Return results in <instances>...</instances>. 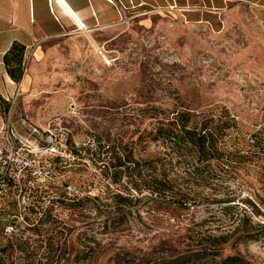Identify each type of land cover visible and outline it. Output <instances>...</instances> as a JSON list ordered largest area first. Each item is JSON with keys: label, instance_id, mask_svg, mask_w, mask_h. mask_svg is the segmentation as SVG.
<instances>
[{"label": "rangeland", "instance_id": "374dc122", "mask_svg": "<svg viewBox=\"0 0 264 264\" xmlns=\"http://www.w3.org/2000/svg\"><path fill=\"white\" fill-rule=\"evenodd\" d=\"M146 15L43 44L5 105L37 172L2 187L0 264H264V28ZM180 111L210 116L221 161L193 169L156 132ZM128 166L191 199L134 190Z\"/></svg>", "mask_w": 264, "mask_h": 264}, {"label": "crops", "instance_id": "0c3cea01", "mask_svg": "<svg viewBox=\"0 0 264 264\" xmlns=\"http://www.w3.org/2000/svg\"><path fill=\"white\" fill-rule=\"evenodd\" d=\"M128 12L165 13L186 23H211L230 12L249 10L264 28V0H118ZM140 16V15H139ZM147 16V15H146ZM116 0H0V131L3 109L25 87L42 54V45L62 38L78 27L108 28L119 20ZM138 17V16H137ZM144 23L148 17L142 19ZM24 46L23 57L31 62L20 81L8 74L4 54L12 43ZM22 65V63H21Z\"/></svg>", "mask_w": 264, "mask_h": 264}, {"label": "trees", "instance_id": "16d2710c", "mask_svg": "<svg viewBox=\"0 0 264 264\" xmlns=\"http://www.w3.org/2000/svg\"><path fill=\"white\" fill-rule=\"evenodd\" d=\"M23 54L24 46L17 42L12 43L8 51L4 54L3 59L7 72L14 81H19L21 78ZM6 113L7 112L3 109L4 117ZM199 114L201 117L196 119L193 117L194 115L189 114V112H177L173 118L163 122V124L156 129V132L161 136L171 141V143L176 145L181 151H184L183 155L187 158L190 165L194 163V166L192 165L193 169L199 168L200 165L207 166L212 160L221 161L223 159V151L218 145L220 133L218 132L217 134L210 125V116L206 115L205 112ZM186 155H189V159ZM125 163H131L133 167H139L140 162L138 160H130L129 155H125L120 165H124ZM129 169V166L126 167L128 172ZM134 175L136 179L132 180L131 177L133 174L129 172L128 183L138 192H141V188L145 185H149L148 188H150V192H158L164 196L169 195L178 200V206H183L188 199H191L187 194L180 192V189L170 184L169 180L158 179L155 176H151L147 179L142 175V170H138ZM115 197L117 204L120 205L126 203L131 204L135 196L133 192H127L125 195L118 192L115 193ZM136 199L135 197V200ZM245 235L246 237H253L252 234ZM214 241H216V239H214ZM222 241L225 242L226 238L224 237ZM223 263L235 264L236 258L227 257L224 259Z\"/></svg>", "mask_w": 264, "mask_h": 264}, {"label": "built area", "instance_id": "2783aa9c", "mask_svg": "<svg viewBox=\"0 0 264 264\" xmlns=\"http://www.w3.org/2000/svg\"><path fill=\"white\" fill-rule=\"evenodd\" d=\"M116 3L120 15L116 24L130 25L134 18L145 14V12H128V8L120 1L116 0ZM28 63L29 56L23 57V73L26 71ZM27 141L15 135L10 124V113L8 111L3 118L0 131V195L5 184L12 183L15 186H20L24 175L30 177L32 174H36L37 169L35 168L33 157L36 156L37 152ZM45 147L50 149L48 143H46Z\"/></svg>", "mask_w": 264, "mask_h": 264}, {"label": "bare ground", "instance_id": "6f19581e", "mask_svg": "<svg viewBox=\"0 0 264 264\" xmlns=\"http://www.w3.org/2000/svg\"><path fill=\"white\" fill-rule=\"evenodd\" d=\"M80 28H82V27H80Z\"/></svg>", "mask_w": 264, "mask_h": 264}]
</instances>
